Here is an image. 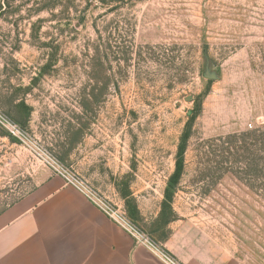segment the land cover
Here are the masks:
<instances>
[{
	"label": "rangeland",
	"instance_id": "1",
	"mask_svg": "<svg viewBox=\"0 0 264 264\" xmlns=\"http://www.w3.org/2000/svg\"><path fill=\"white\" fill-rule=\"evenodd\" d=\"M0 114L149 238L264 264V0H0ZM32 158L0 126V205Z\"/></svg>",
	"mask_w": 264,
	"mask_h": 264
},
{
	"label": "crops",
	"instance_id": "2",
	"mask_svg": "<svg viewBox=\"0 0 264 264\" xmlns=\"http://www.w3.org/2000/svg\"><path fill=\"white\" fill-rule=\"evenodd\" d=\"M34 176L0 205V264H161L48 168ZM145 232L179 264H234L188 221L151 222Z\"/></svg>",
	"mask_w": 264,
	"mask_h": 264
},
{
	"label": "built area",
	"instance_id": "3",
	"mask_svg": "<svg viewBox=\"0 0 264 264\" xmlns=\"http://www.w3.org/2000/svg\"><path fill=\"white\" fill-rule=\"evenodd\" d=\"M0 126L13 135L20 142V144L29 151L35 162L46 166L53 174L62 179L64 185L74 188L78 193L83 195L90 204L96 207L109 220L131 236L136 244L145 247L161 264H179L151 238L137 231L130 224H128V222H126L121 215V211L115 207V205L89 187V185L80 177L63 167L58 166L54 159L40 153L39 150L32 144L30 145L27 135L20 131L18 127L10 123L1 114ZM248 128L251 129L252 126L249 124Z\"/></svg>",
	"mask_w": 264,
	"mask_h": 264
}]
</instances>
